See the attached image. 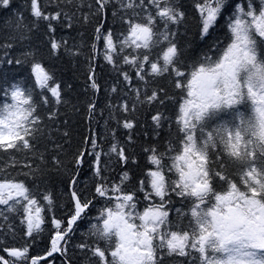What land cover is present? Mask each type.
I'll return each instance as SVG.
<instances>
[{"label": "snow or ice", "instance_id": "obj_1", "mask_svg": "<svg viewBox=\"0 0 264 264\" xmlns=\"http://www.w3.org/2000/svg\"><path fill=\"white\" fill-rule=\"evenodd\" d=\"M98 2L103 11L106 0ZM148 3L154 6V14L145 0H120L121 9L125 10L120 20L127 25L126 35L122 33L123 39H114L111 29L101 33V25L96 28V39L103 40L109 63H114V53L123 52L126 47L133 49L136 54L123 59L136 68L140 80H145V75L174 74V87L182 93L175 119L181 139L178 147L170 144L164 153L155 148L150 150L149 160L155 169L146 173L147 182L140 181L139 191L150 202L143 211L138 209L136 193L126 192L122 187L127 173L119 184L109 188L101 174L100 153L95 154L93 167L100 179L94 192L111 206L103 208L97 223L91 226V234L98 242L79 247L88 248L96 264H160L159 254L165 250L168 255L182 257L195 253L199 264H264V0H260L258 7L253 0H246V6L233 0H198L195 5L200 16L198 39L206 45V51L186 61L181 60L182 50L170 28L184 20L182 6L176 0H148ZM9 4L10 0H0V6ZM137 9L145 13L142 19H138L141 11ZM31 12L40 20L60 17L59 12L45 14L39 0H31ZM116 15L114 12L113 16ZM221 18L226 21L227 44L218 33ZM158 21L163 24V31H157ZM48 27L52 29V24ZM59 47V43H51L53 50ZM156 48L160 51L152 59ZM31 71L36 87L41 90V103L49 102L44 91L60 103V85L50 84L53 81L50 72L40 63H33ZM124 78L131 79L127 73ZM91 86L98 88L94 79ZM2 91L11 102L0 104V152H32L40 122L34 89L16 83L10 90ZM163 91L154 90L146 96L147 102L163 103L160 100ZM89 107L90 111L94 109V105ZM152 119L159 126L164 117L157 113ZM124 126L133 125L125 122ZM111 152L127 162L123 148L114 144ZM83 156L80 153L77 157V165L83 163ZM165 158L171 163L165 164ZM15 163L16 157L12 155L7 166ZM166 172L176 178L170 179ZM72 183H77L75 177ZM173 194L180 198L181 207H174ZM72 198L74 215L67 221L68 229L58 230L52 236L48 256L63 250L61 242H66L72 225L92 204V200L82 202L76 191L72 192ZM154 198L159 199L158 204ZM43 199L49 205L52 203L50 194ZM37 204L23 181L0 179V205L10 212L18 206L23 208L25 235L33 239L42 231L44 222ZM173 209L175 219L170 217ZM61 223L53 219L57 229ZM29 247L3 248L12 259L0 255V264H40L43 257H30Z\"/></svg>", "mask_w": 264, "mask_h": 264}, {"label": "trees", "instance_id": "obj_2", "mask_svg": "<svg viewBox=\"0 0 264 264\" xmlns=\"http://www.w3.org/2000/svg\"><path fill=\"white\" fill-rule=\"evenodd\" d=\"M176 2L182 6L185 18L170 28L176 33L174 39L182 50L181 60L186 61L203 55L206 45L198 39L200 16L195 6L198 0ZM236 2L246 6V0H233V3ZM253 2L258 7L260 0ZM39 4L45 14L59 12V19L46 21L34 17L31 0H10L9 6H0V104L11 102L2 90H10L12 84L18 83L23 88L34 89L37 114L40 116L32 152H0V169H3L0 179L23 181L38 201L36 206L41 208L44 222L42 231L33 239L25 235L23 208L18 206L16 211L10 212L6 206L0 205V255L11 260L2 251L3 248L30 245L29 256L43 257L40 264H96L92 252L79 247L81 244L94 246L98 242L91 234V226L97 223L100 211L111 206L109 201L94 192V185L100 179L93 167L95 154L100 153L101 174L109 188L119 184L123 174L127 173L128 178L122 187L126 192L136 193L138 209L143 211L150 202L145 201L144 193L139 191L140 181L147 182L146 173L155 169L149 160L152 155L150 150L155 148L164 153L170 144L178 147L181 139L175 119L182 93L174 87V74L145 75V80H140L136 68L124 63L125 56L136 54L131 48L114 53V63L105 59L104 42L96 39V28L103 25L102 34L111 29L114 39H123L121 34L126 35L127 25L120 20V16L125 15L120 0H106L103 11L98 0H39ZM145 4L154 14V6L148 0ZM114 12L118 15L113 16ZM144 14L141 11L138 19H142ZM49 23L52 29H49ZM163 30V24L158 21L157 31ZM227 32L226 21L221 18L218 33L225 44L228 42ZM53 41L60 44L58 49L51 48ZM159 51L160 48L153 50L152 59H156ZM17 60L21 63L17 64ZM33 63H40L50 72L53 76L50 84L60 85V103H56L48 91H44L43 95L49 98V102L41 103V90L36 87L31 71ZM124 73L131 78L130 81L125 80ZM93 79L98 85L96 89L91 86ZM159 89L164 90L160 94L163 103L147 102L146 96ZM90 105H94L91 111ZM157 113L164 117L159 126L152 119ZM125 122H131L133 126L126 128ZM114 144L124 149L127 162L111 152ZM80 153H84L83 163L77 165ZM12 155L16 157V163L8 167ZM164 163L170 164L171 161L165 158ZM165 174L170 179L176 178L171 173ZM73 177L77 180L75 185ZM73 191L77 192L82 202L92 200V204L72 225V230L65 237L66 242H61L63 250L48 256L52 236L58 230L68 229L67 221L74 215ZM49 194L52 199L50 205L43 199ZM171 199L175 208L181 207L179 197L173 194ZM154 202L158 204L159 199L154 198ZM170 217L175 219L174 209ZM53 219L62 222L60 229L53 224ZM100 247L103 248L104 244L100 243ZM159 255L160 264H199L195 253L182 257L168 255L165 250Z\"/></svg>", "mask_w": 264, "mask_h": 264}]
</instances>
